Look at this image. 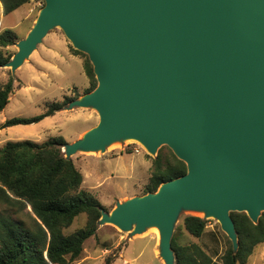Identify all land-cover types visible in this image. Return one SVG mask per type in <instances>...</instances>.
Listing matches in <instances>:
<instances>
[{"label":"water","instance_id":"1","mask_svg":"<svg viewBox=\"0 0 264 264\" xmlns=\"http://www.w3.org/2000/svg\"><path fill=\"white\" fill-rule=\"evenodd\" d=\"M44 1L5 67L14 74L54 28L88 55L98 85L67 109H96L100 120L65 157L131 138L153 155L168 146L188 169L103 209L98 226L132 236L157 226L160 257L176 264V222L203 210L237 251L231 214L258 224L264 213V0Z\"/></svg>","mask_w":264,"mask_h":264},{"label":"trees","instance_id":"2","mask_svg":"<svg viewBox=\"0 0 264 264\" xmlns=\"http://www.w3.org/2000/svg\"><path fill=\"white\" fill-rule=\"evenodd\" d=\"M0 1L6 16L37 0ZM17 42L14 30L0 31V69L13 57L6 49ZM72 51L85 57V73L90 80L86 92L90 93L98 85L93 65L87 55L73 47ZM13 92V78L5 84L0 81V113L9 105ZM73 93L62 101L47 102L46 111L41 115L9 119L0 129L32 125L54 116L81 95L76 88ZM66 144V139L60 136L43 144L31 140L9 141L0 148V264H74L81 257L86 241L96 235L105 207L83 189V174L74 160L67 159L63 153ZM187 170L186 163L174 153L166 158L158 155L153 160L145 194L156 192L163 183L184 176ZM82 214L87 216L85 227L66 234ZM231 215L239 237L237 251L229 239L227 250L221 261H217L199 244L183 245L174 236L176 264H247L255 248L264 244V213L258 224L246 213ZM207 225L208 220L199 216L184 219L185 229L196 238L203 236ZM112 263L108 259L105 264Z\"/></svg>","mask_w":264,"mask_h":264},{"label":"rangeland","instance_id":"3","mask_svg":"<svg viewBox=\"0 0 264 264\" xmlns=\"http://www.w3.org/2000/svg\"><path fill=\"white\" fill-rule=\"evenodd\" d=\"M29 4L31 5L27 4L20 8L19 14L11 13L6 16L0 14V31L1 28L12 29L18 35V42L6 49L13 56L19 50L17 44L27 37L34 27L40 11L45 7L44 0L32 1ZM29 10L32 20H23L19 23L18 15L24 14L25 17V12ZM53 31L63 32L60 28H54L50 33ZM47 36L25 64L14 74L10 68L0 69L2 83H7L11 78L14 79L11 102L0 113V123L7 119L41 115L46 111L47 101H62L68 92L59 90L58 83L53 85L51 82H44L40 86L33 85L32 88H28L29 78L34 75L35 70L33 63L29 62H34V55ZM79 56L83 61L85 60L83 55ZM67 107L68 105L62 112L39 123L19 125L0 131V148L5 146L8 141H41L40 138H45L46 135L49 137L45 142L53 137L62 136L67 143H74L98 125L100 116L96 109L69 110ZM94 152L78 153L72 159L74 162L76 160L80 162L76 166L84 176L83 189L88 192L92 191L90 193L99 199L108 213L112 212L118 202H126L131 198L145 195V189L153 172V160L158 155L166 158L173 153L168 146H162L158 153L153 155L139 141L131 139L111 144L105 153ZM84 157L90 159H84V163L81 164ZM187 216L199 215H195L191 211H183L176 222L174 236L183 245L199 244L209 255L217 261H221L222 255L229 246V238L222 231L219 221L215 218L207 219L208 225L205 233L201 238H196L189 234L184 227V219ZM199 217L205 219L204 215ZM86 223L87 216L85 214L78 216L73 225L66 230V234L84 228ZM99 229L94 237L86 241L81 257L74 264H105L108 259L113 261L112 264H125V261H128L129 264H164L160 255L155 252L160 241V234L156 232V228H150L145 233L134 236L130 232H123L112 225L100 226ZM122 252L123 256L119 258ZM247 264H264V244L255 248Z\"/></svg>","mask_w":264,"mask_h":264},{"label":"crops","instance_id":"4","mask_svg":"<svg viewBox=\"0 0 264 264\" xmlns=\"http://www.w3.org/2000/svg\"><path fill=\"white\" fill-rule=\"evenodd\" d=\"M28 5H31V4H28ZM18 10L14 11L13 14H19ZM30 10L25 12L26 13L25 17H24V14L18 15L19 23H21L23 20L25 21L32 20V14L30 13ZM0 14L4 15L3 5L1 1H0ZM3 30H5V28H1V31ZM72 47L73 46L71 45L70 41L66 38L63 32L53 31L52 33H50L47 36L45 42L41 45V47H39L38 51L34 55V62L33 61L29 62V63L31 62L33 63L35 70H34V75L31 78H29L28 88H32L33 85L40 86L44 82H51L53 85H56V83H58L57 86L59 90L64 91V92L68 91L64 95V97L72 96L74 88H76L79 91V93L81 94L80 96L86 94L87 93L86 91L90 87V80L85 73L84 61L81 59L79 55H76L72 51ZM22 86H23V83H22ZM47 118H50V117H47ZM7 120L1 122L0 126L3 125ZM2 130H6V129H0V131ZM47 137L49 136L46 135L45 138H40L41 141H33V142L38 143V144H43L47 140ZM12 142H17V141H12ZM84 159L89 160L90 158L84 157L82 159L83 161L81 160V164L84 163ZM79 163L80 162L78 160L75 161L76 165H78ZM83 188H84V183H83ZM89 192H92V191H89ZM155 252L158 255H160L159 246L155 249ZM122 256H123V252L121 253V256H119V258ZM125 264H129V262L125 261Z\"/></svg>","mask_w":264,"mask_h":264},{"label":"bare ground","instance_id":"5","mask_svg":"<svg viewBox=\"0 0 264 264\" xmlns=\"http://www.w3.org/2000/svg\"><path fill=\"white\" fill-rule=\"evenodd\" d=\"M130 139H131V138H130ZM131 140H133V139H131ZM141 144H142V143H141ZM142 145H143V144H142ZM143 146H144V148L146 149L145 145H143ZM146 150H147V149H146ZM88 152H89V153H90V152H93V150H89ZM193 213H194L195 215L203 216V215L205 214V211H203V210H202V211L194 210ZM155 228H156V232H158V234H160V230H159V228H158L157 226H156Z\"/></svg>","mask_w":264,"mask_h":264}]
</instances>
